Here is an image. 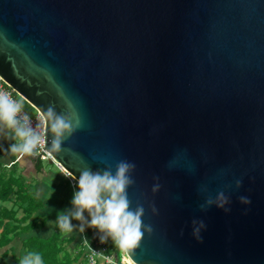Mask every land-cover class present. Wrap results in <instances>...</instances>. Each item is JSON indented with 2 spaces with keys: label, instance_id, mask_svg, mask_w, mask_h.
<instances>
[{
  "label": "water",
  "instance_id": "1",
  "mask_svg": "<svg viewBox=\"0 0 264 264\" xmlns=\"http://www.w3.org/2000/svg\"><path fill=\"white\" fill-rule=\"evenodd\" d=\"M0 77L38 113L72 104L48 162L76 181L136 164L137 264H264V0H0ZM220 190L231 211L201 210Z\"/></svg>",
  "mask_w": 264,
  "mask_h": 264
},
{
  "label": "clouds",
  "instance_id": "2",
  "mask_svg": "<svg viewBox=\"0 0 264 264\" xmlns=\"http://www.w3.org/2000/svg\"><path fill=\"white\" fill-rule=\"evenodd\" d=\"M60 94L63 96V93ZM22 111L21 100L13 99L7 92L0 91V124L13 130L14 136L18 139L19 142L12 144L9 150L13 154H18L19 159L33 155L34 152L43 149L46 143L50 145L47 149L49 156L54 158L53 154H59L63 150L64 141L82 126L70 102L67 103V110L62 113H58L52 104L46 108L42 107L38 116V131L32 128L31 118L27 114L20 116ZM135 170L134 162L119 160L115 164V171L111 166L95 171L89 167L80 171L77 180L78 190L74 192L72 199L75 211L59 216V228L64 232H71L73 225L70 219L83 221L84 212L87 211L90 217L88 226L106 234L101 236V242H104L106 237H111L123 254V264H137L133 258L135 252L140 247L145 233L152 234L153 227L143 222L142 218L145 215L143 204L137 203L135 208L131 206L128 189L135 184L132 175ZM64 175L76 179L72 172ZM153 180L156 183L152 186V192L156 193L160 190L161 184L158 176H154ZM241 184L240 179L235 181L236 188H240ZM201 191L207 192V186H202ZM239 201L244 205L251 203L246 196H240ZM230 203V196L224 190H220L214 197L208 195L200 208L206 210L215 205L227 213L231 211L228 207ZM151 209L153 213L157 212L154 204L151 205ZM205 228L203 220L192 221V236L198 242H202L201 232ZM80 231H84L83 223L80 225ZM20 264H44V261L39 253H28L21 259Z\"/></svg>",
  "mask_w": 264,
  "mask_h": 264
},
{
  "label": "trees",
  "instance_id": "3",
  "mask_svg": "<svg viewBox=\"0 0 264 264\" xmlns=\"http://www.w3.org/2000/svg\"><path fill=\"white\" fill-rule=\"evenodd\" d=\"M17 98L23 102V107L32 116L38 114L24 99L20 96ZM1 159L0 156V202H10L13 206L16 205L18 209H22L23 215L21 218H17L16 211L0 206V250L5 249L2 255L11 254L13 264H19V259L13 255L12 248H6L23 233L43 229L47 219L43 216L32 218L33 214L42 207L36 189L22 175H16L15 170H8ZM35 170L39 171L40 165H37ZM89 219L90 217L87 216L83 221L85 238L92 242H101V238L95 240L94 236L103 232L89 227ZM64 234L62 231L56 232L48 238L28 237L23 239L21 244L23 255L39 253L44 264H85L84 259L81 261L83 257L82 243L75 246L76 249H79L77 253L70 252L65 244L71 243L73 238L64 237ZM103 243L109 255H117V259L120 257V249L113 243L111 237L105 239Z\"/></svg>",
  "mask_w": 264,
  "mask_h": 264
},
{
  "label": "crops",
  "instance_id": "4",
  "mask_svg": "<svg viewBox=\"0 0 264 264\" xmlns=\"http://www.w3.org/2000/svg\"><path fill=\"white\" fill-rule=\"evenodd\" d=\"M18 142L14 133L3 124H0V154L4 156L1 162L5 164L8 170H15L16 175H22L36 189L42 207L33 214L32 218L43 216L47 219L43 229L23 233L20 237L14 239L10 246L6 248H12L13 255L19 259L20 264L21 259L24 257L21 249L23 239L28 237L48 238L56 232H62L58 226V218L61 214L68 215L75 211L72 199L78 187L77 185H71L68 177L65 176L55 164H51L47 161L48 165L45 167L43 161H40L39 158L34 159V154L19 159L18 154H13L9 150L12 144ZM37 165H40L39 171L35 170ZM0 206L16 211L17 218H21L23 215L22 209H18L16 205L13 206L10 202H0ZM86 213L87 211L84 212V218L87 217ZM83 221L71 218L70 222L73 225V230L71 232L63 231L65 233L64 237L68 236L74 238L70 243L71 245L77 242V240H75L76 237L80 236V239L81 235H84V232L80 231V225ZM4 250L5 249L0 250V259L6 261L8 256L12 259L11 254L8 256L2 255Z\"/></svg>",
  "mask_w": 264,
  "mask_h": 264
},
{
  "label": "built area",
  "instance_id": "5",
  "mask_svg": "<svg viewBox=\"0 0 264 264\" xmlns=\"http://www.w3.org/2000/svg\"><path fill=\"white\" fill-rule=\"evenodd\" d=\"M0 91H5L8 94L12 96L13 99H17V95L14 93L12 89L2 80V77H0ZM25 114H27L31 118V126L35 130H39L38 128V116L39 113L36 116H32L24 107L23 111L21 112L20 116L23 117ZM11 130V129H10ZM13 132V130H11ZM14 133V132H13ZM35 156L39 158L40 161H48L51 160L52 157L49 156L48 151L46 150L45 146L43 149L38 150L33 153ZM55 165L61 170L64 174L68 173L64 168L61 166ZM68 177V176H67ZM69 182L71 185H77V181L72 179L71 177H68ZM83 257L81 261L84 259L85 264H109L111 261V264H123V257H119L118 259L115 258L113 255H109L106 252V246L103 242H92L89 239L85 238L83 241Z\"/></svg>",
  "mask_w": 264,
  "mask_h": 264
},
{
  "label": "rangeland",
  "instance_id": "6",
  "mask_svg": "<svg viewBox=\"0 0 264 264\" xmlns=\"http://www.w3.org/2000/svg\"><path fill=\"white\" fill-rule=\"evenodd\" d=\"M1 157H4L3 155L0 154ZM43 164L44 166L46 167L48 165L47 161L43 160ZM55 167V166H54ZM10 170V169H9ZM65 236V235H63ZM80 237V236H79ZM79 237H76L75 240H77V242H75L74 244H65L66 248L70 251V252H75L77 253L79 251V249H76L75 246L76 245H80V243H82V241L85 239V236L84 235H81V238L79 239ZM68 238V236H67ZM74 239V238H73ZM82 251L84 252V247H83V243H82ZM1 255V253H0ZM123 257V254L121 253L120 254V257ZM1 257V256H0ZM0 264H13V260L8 256V259H6V261L4 260H1L0 259Z\"/></svg>",
  "mask_w": 264,
  "mask_h": 264
}]
</instances>
